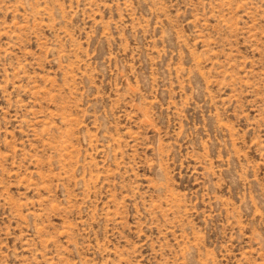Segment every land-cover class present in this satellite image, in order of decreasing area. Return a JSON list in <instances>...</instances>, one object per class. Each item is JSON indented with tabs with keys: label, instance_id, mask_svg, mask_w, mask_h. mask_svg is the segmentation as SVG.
<instances>
[{
	"label": "rangeland",
	"instance_id": "rangeland-1",
	"mask_svg": "<svg viewBox=\"0 0 264 264\" xmlns=\"http://www.w3.org/2000/svg\"><path fill=\"white\" fill-rule=\"evenodd\" d=\"M0 264H264V0H0Z\"/></svg>",
	"mask_w": 264,
	"mask_h": 264
}]
</instances>
